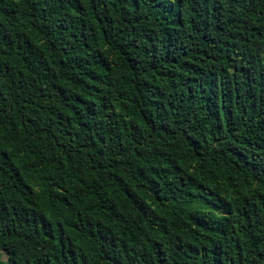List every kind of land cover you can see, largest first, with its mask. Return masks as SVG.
<instances>
[{
  "label": "trees",
  "instance_id": "trees-1",
  "mask_svg": "<svg viewBox=\"0 0 264 264\" xmlns=\"http://www.w3.org/2000/svg\"><path fill=\"white\" fill-rule=\"evenodd\" d=\"M0 264H264V0H0Z\"/></svg>",
  "mask_w": 264,
  "mask_h": 264
}]
</instances>
